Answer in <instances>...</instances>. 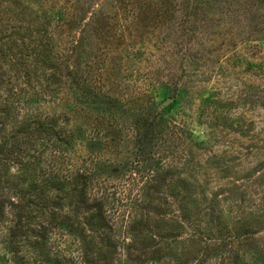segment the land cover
I'll return each instance as SVG.
<instances>
[{"label": "rangeland", "instance_id": "1", "mask_svg": "<svg viewBox=\"0 0 264 264\" xmlns=\"http://www.w3.org/2000/svg\"><path fill=\"white\" fill-rule=\"evenodd\" d=\"M14 13L20 21L11 32L28 33L29 57L27 66L0 58V264H200L198 257L221 264L233 247L207 257L199 248L221 244L237 227L248 240L247 263L264 264V0H0V18ZM53 13L66 23L49 28L53 51L60 57L65 48L85 80L103 75L122 109L89 101L80 104L88 116L68 110L64 89L72 82H52L55 54L38 55L30 32L46 28ZM2 43L8 51L12 42ZM31 83L41 97L30 111L43 112L45 128L25 119L26 110H4L16 87L35 91ZM166 84L181 85L168 114L176 118L161 122L159 145L143 161L132 125L142 110L153 115L162 106ZM73 91V101L86 99L79 87ZM44 93L62 97L61 105L44 101ZM101 113H114L121 129L108 146L92 130ZM186 122L193 134L174 129ZM16 145L23 152L14 156ZM56 162L63 174H43ZM92 166L100 174L94 171L83 199L81 185L64 175ZM100 197L117 236H129L121 261L118 238L91 217ZM233 204L246 208L239 220Z\"/></svg>", "mask_w": 264, "mask_h": 264}, {"label": "trees", "instance_id": "2", "mask_svg": "<svg viewBox=\"0 0 264 264\" xmlns=\"http://www.w3.org/2000/svg\"><path fill=\"white\" fill-rule=\"evenodd\" d=\"M129 13H131L133 16L136 15V11L134 10H129ZM55 13H53V16L50 15L49 17V22H48V26L44 29V35L41 36L40 38L35 37V33L43 31L40 27H35L31 30V34H33V37L35 39V46L36 49L38 50V55H42L44 54L46 51L55 54L56 57V62H54V65H51V67L55 68L56 71L54 72L53 70V77H55V79L52 78V82H56L59 80V82H62V78L66 77L68 78L67 80H71V87L68 86L69 84H67V88H65L64 90H67L69 93V96L71 99L69 102L66 103V106L68 107V110L70 109V111L72 112H76V113H82L80 111H83L87 116H88V111L87 108L84 105H80V104H86L89 101L96 103L97 105L101 104H108L109 107H118L119 109H122L123 106V101H121L119 98L114 97V96H110L108 94V92L105 90V82H106V78L103 79V75H101L100 77H98V79L95 77V81L92 79L91 76H89V78H83L81 76L80 70H81V64L78 61V63H76L77 65L75 66H70L69 63L71 62V58L70 56L65 54L64 50L65 48H63V54L62 56H58L59 53L53 51L56 46H50V38L47 36V33L49 31L50 26L53 24V22H56V20H59V22H61V24H58L60 27H65V20L63 18L60 17H56V15H54ZM5 18L3 19L0 18V58L5 62V61H11L13 62V64L15 65V63L17 65H25L27 66V62H26V58L29 57L28 52L26 51V49H28V44L26 41V36H28V33H24L21 34L17 37L16 33L11 32L13 29H17V22L19 20L17 13L13 14V17H9L8 18V22H5ZM20 21V20H19ZM7 25H10L11 29H7L5 28ZM11 32H9V31ZM20 33V32H18ZM10 34V35H9ZM4 36V37H3ZM46 36V38H45ZM11 39V44L14 46H11V44H7L6 47L8 51L4 48V45H6V43H2L4 42L5 39ZM49 38V39H48ZM21 42V44H20ZM33 43L31 42V45ZM16 45H20L21 48L18 49V52H15L17 47ZM78 51V48L74 47L72 49V54H75ZM47 52V53H48ZM50 67V68H51ZM57 69L59 71V74L57 72ZM27 74L29 76H31V72L30 70L27 68ZM88 77V76H87ZM61 79V80H60ZM97 79V80H96ZM38 82H40V80H37ZM74 84V85H73ZM157 84H152L150 87H152L153 89L156 87ZM31 86L33 87V89H35V91L33 90L31 94H27L28 92L25 90H18V88L16 87L12 93V95L8 98L5 99L4 104H5V108L4 110H8L7 113L11 114L10 109L14 108V110H16V114H20V112H23L24 110H26V117L25 119H28L29 121H31V124L33 123L34 125H39V127L45 128L47 125H49V123H44V121H42V116H43V112L40 110L38 112L37 110V114L33 113V111H30L31 107L34 106V104L36 102H40V95L37 93V91L40 89V87H37V85H33L31 83ZM170 85L166 84L164 85V88L168 90V92L166 93V96L164 98V101L162 102V106L160 108H157V110L155 111V113L153 115H150L146 112H143V110L141 111L142 114H138L139 118L134 121L133 123V129L136 131V136H135V142H136V148H137V152L139 157L145 161L148 159V156L150 154H152L154 147H156L157 145H159V140H161V138L159 139L157 137L156 134V130L158 128L159 125H161L163 122L167 121V124L170 125L171 124V120H175L176 116H169V112L170 111V107H172L174 104L177 103V98H176V93L180 90V86L179 84H175L173 86V88L169 87ZM78 87L81 89V91L83 92V96L84 100H80L76 97L77 101H73L74 99V91L78 89ZM105 90V91H104ZM156 92V89L154 90ZM88 95H90V97L92 99H88ZM160 94V91H159ZM156 95V94H155ZM44 101H54L56 102L57 106L59 107L60 104V100H62V97H57L58 100H56V98L50 97V100H47V93H44V95L42 96ZM169 97H173L174 101L170 104L169 107H165L163 106V104L165 103V101L169 98ZM42 99V98H41ZM155 100V99H154ZM66 101V99H65ZM156 103V100H155ZM102 107V106H100ZM103 108V107H102ZM101 110V109H99ZM108 111V109L106 110ZM35 115V116H34ZM68 115V114H67ZM101 116H99L97 118V122H93V127L92 130L94 131V133L96 132L97 134V139L99 135H102L103 137L107 138L106 142H101L104 146H108L112 143H116L118 141V136L120 134L121 129H118L117 125V120L115 119V115L114 113H108L109 118H107L106 116L107 113H101L99 114ZM69 116V115H68ZM45 117V116H44ZM169 117V118H168ZM48 117H45V119H47ZM70 119V116L68 117ZM108 120V123H107ZM162 122V123H161ZM85 123V122H84ZM90 125V123H89ZM178 125V129L177 130H181V131H185L188 129V131L193 134V130L189 129L190 126L185 123H179V124H175V128H177ZM31 125H29L30 127ZM49 129V128H47ZM52 131L55 130L52 126V128H50ZM49 129V130H50ZM66 130V128H63ZM24 130L21 131H16V132H22ZM1 132V129H0ZM174 133H176V137H179L180 133H177L174 131ZM173 133V134H174ZM105 134V135H104ZM73 135V133L71 134ZM14 136L15 138L18 137ZM64 140V139H63ZM68 144H70L71 142L67 141ZM100 142V140H99ZM100 144V143H99ZM101 145V144H100ZM102 146V145H101ZM1 148V145H0ZM2 152V150H0V153ZM14 156H17L18 153L23 152L21 150L20 145H16L12 151ZM54 166H52L51 172H50V165H48V168L43 170V174H47L50 175L51 173H55V176H60V174H63V170L61 169V165H59V163H53ZM64 169V168H63ZM77 170H82V169H77ZM94 171L96 173L97 169L95 166H92L91 168L87 167L85 170L83 171H78L75 175H64L65 178H69V179H73L74 182L76 183V185H81L80 187V193L83 197V199H88V193H87V186L89 183V180L93 179L95 177L94 175ZM98 175L100 174L97 171ZM96 173V174H97ZM76 188H78V186H76ZM94 205H91L92 207H94L95 212L92 213L91 217L92 219L95 221V223L97 224L98 227L100 228H110V230L115 234V237H117V242L123 243L125 241H127L129 236H124V238L122 240H120V238L117 236V225H113L110 224L108 221V218L106 216V211H105V201L103 199V197L100 198H95L94 202L92 203ZM90 206V207H91ZM91 207V208H92ZM231 210L230 212L232 213V215H234V217L237 218V220L241 219L242 214L245 213V206L244 205H232L230 206ZM235 207V208H234ZM259 209H262V207L258 206ZM15 218L20 219L18 215H16L15 213ZM236 228V227H235ZM239 228L237 227L236 229V233L235 235H228V237H226L225 239H222L223 241H221V244H214V243H210V241L207 239L206 241L209 242H205L202 243V245L199 248L200 254H205L206 252L209 253L211 252V250H220V248L223 247H233L232 250H230L229 252L227 251V249L225 251H223L224 253H221V257H220V263L221 264H231V258L232 255L234 254L236 259L235 262L241 264L242 263V259H243V264H249L247 263L246 257H248L249 253L246 249V246L248 244V240H245V235H243L241 232H238ZM199 231V229H198ZM238 232V233H237ZM197 233V231H195V234ZM220 239V238H219ZM8 247L10 248V245L8 244ZM130 247V244H128V248ZM11 249V248H10ZM119 248H116V252ZM121 249H122V253H120L119 256V260L121 261L123 256H128V251H127V247H123L121 245ZM12 251H14L15 249H11ZM118 253V252H117ZM206 255V254H205ZM207 257V255H206ZM210 258V257H209ZM199 260L200 264H204V260L200 257L197 258Z\"/></svg>", "mask_w": 264, "mask_h": 264}, {"label": "water", "instance_id": "3", "mask_svg": "<svg viewBox=\"0 0 264 264\" xmlns=\"http://www.w3.org/2000/svg\"><path fill=\"white\" fill-rule=\"evenodd\" d=\"M172 100H173V98L169 97V98L167 99V101L165 102V105H168Z\"/></svg>", "mask_w": 264, "mask_h": 264}]
</instances>
